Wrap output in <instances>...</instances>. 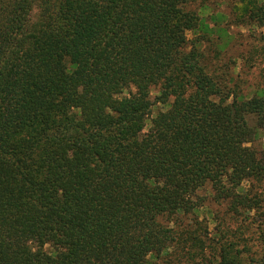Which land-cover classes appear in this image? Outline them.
<instances>
[{
  "label": "trees",
  "instance_id": "trees-1",
  "mask_svg": "<svg viewBox=\"0 0 264 264\" xmlns=\"http://www.w3.org/2000/svg\"><path fill=\"white\" fill-rule=\"evenodd\" d=\"M207 19L264 56V0H0V264H264V90Z\"/></svg>",
  "mask_w": 264,
  "mask_h": 264
},
{
  "label": "rangeland",
  "instance_id": "rangeland-1",
  "mask_svg": "<svg viewBox=\"0 0 264 264\" xmlns=\"http://www.w3.org/2000/svg\"><path fill=\"white\" fill-rule=\"evenodd\" d=\"M223 8L219 7V11ZM226 23L224 19L217 20V24L207 19L205 21L206 27L209 29L217 30V28H224V34L219 38L217 33L211 31L208 43L204 45V50L207 56L212 57L210 65L216 74L226 73L227 81L232 87L236 86L240 92L245 95H252L254 92L264 90V56L255 54L254 56L246 55V52L251 48H259L261 44L257 42L259 31L250 30L249 28L230 27L224 26ZM250 36V37H249ZM256 40V41H255ZM224 43H227L225 45ZM227 71V72H226ZM234 85V86H233ZM259 138L254 142L255 147L258 149L264 147V131L258 134ZM198 197L203 198V206L200 210L198 217L200 221L203 219H210L209 215H214L219 220L225 218L222 227H227L231 231L238 229L240 225V218L228 220L224 212L226 208L224 205H218L211 201V191L207 187L197 193ZM187 221V220H186ZM258 218L252 225L245 224L242 229L243 237H251L253 239L249 245L255 244L257 238ZM188 222V221H187ZM205 223V221H204ZM209 239H213L215 230L213 229V222L209 220ZM241 248V247H240ZM255 250V249H253Z\"/></svg>",
  "mask_w": 264,
  "mask_h": 264
}]
</instances>
